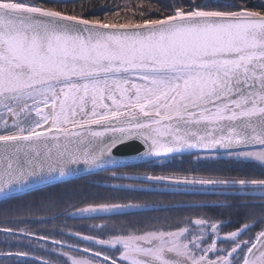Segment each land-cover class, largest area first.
Wrapping results in <instances>:
<instances>
[{"label":"snow or ice","instance_id":"6c2138e0","mask_svg":"<svg viewBox=\"0 0 264 264\" xmlns=\"http://www.w3.org/2000/svg\"><path fill=\"white\" fill-rule=\"evenodd\" d=\"M169 8L153 17L140 4L120 23L71 14L49 0H0V201L70 177L81 165L132 182L110 185L116 191L239 186L264 200V178L117 171L135 166L121 162L124 148L145 163L189 154L264 168V2L188 0ZM132 210L147 206L114 198L76 215ZM251 230L245 224L222 238L219 223L201 217L175 229L112 228L106 238L71 232L89 242L81 247L4 224L0 233L17 250L0 256L24 258L18 264H264V229L244 239ZM34 245L48 258L29 259Z\"/></svg>","mask_w":264,"mask_h":264},{"label":"trees","instance_id":"16d2710c","mask_svg":"<svg viewBox=\"0 0 264 264\" xmlns=\"http://www.w3.org/2000/svg\"><path fill=\"white\" fill-rule=\"evenodd\" d=\"M71 14L82 15L86 18L108 17L113 22H124V17H132L135 6L143 4L147 15L160 17L170 14L169 6L174 3H187L188 0H49ZM201 2V0H197ZM239 3L240 0H235ZM264 0H248L249 6H259ZM155 4L164 11L149 8ZM127 9V10H124ZM120 10L119 16L112 15ZM139 19V16L136 17ZM3 129L0 128V131ZM164 165L157 163L140 164L122 169L127 175H143L144 173L156 175H176L189 178H264V168L256 164H239L231 159L219 158L217 160L203 161L196 156L176 158ZM101 175L87 177L64 184L48 187L32 192L25 196L13 198L0 203V225L10 227H28L33 232L52 234L56 239L73 243V231L83 232V229L93 225L104 224L105 231L114 228L121 230L144 232L155 228H171L185 224L196 218H208L220 223L222 234L240 229L243 225L251 226V236L264 229V210L261 205L264 200L259 196H252L251 189L240 191V187H184V191L160 192L157 190L146 191H116L109 185H104ZM130 182V181H129ZM157 185V184H156ZM160 185V184H159ZM183 187V186H180ZM116 199L121 203L151 204L152 209L146 211H133L124 215H103V220L95 218H80L77 213L81 207ZM255 198V199H252ZM257 204H255V202ZM163 207L165 210L160 211ZM257 211L256 215L254 212ZM24 221L25 223H20ZM63 231V235L61 232ZM72 241V242H71ZM79 241V240H78ZM82 242V241H81ZM81 247H87L84 242ZM16 241L6 234L0 233V252L16 251ZM43 243V242H41ZM84 244V245H83ZM32 257L48 258L44 249L33 246L26 249ZM85 255L83 253H79ZM24 258L0 256V264H18ZM33 264H40L34 260Z\"/></svg>","mask_w":264,"mask_h":264},{"label":"rangeland","instance_id":"374dc122","mask_svg":"<svg viewBox=\"0 0 264 264\" xmlns=\"http://www.w3.org/2000/svg\"><path fill=\"white\" fill-rule=\"evenodd\" d=\"M174 159H176V158H174ZM217 159H219V158H212V159H204V158H201V159H199V160H203V161H211V160H217ZM224 159H228V158H224ZM172 160V159H171ZM168 161H170V160H167V161H165L164 163H157L158 165H164L165 163H169ZM152 163H156V162H152ZM124 169V168H123ZM118 172H121L122 171V169H119V170H117ZM124 174H128L127 172L126 173H124ZM96 175H101L100 176V180L101 181H104V185H106V186H110V185H128V184H130V183H132L131 181L129 182V180H113L112 179V177H111V172H105V173H99V174H96ZM96 175H94V176H96ZM93 177V176H92ZM180 186H182V185H179V186H171V185H169V186H162V185H159V184H157V185H155V186H149V188L150 189H152V190H157V191H160V192H167V191H184L185 189H184V187H186L185 185L183 186V187H180ZM204 187V186H203ZM244 193V192H243ZM252 196H259V194L258 193H253L252 191H250L249 192ZM245 194V193H244ZM252 199H255V198H252ZM257 202L258 201H256L255 202V204H257ZM142 205H144V204H142ZM146 206H147V210H149V209H152V208H154V206L153 205H151V204H145ZM133 211H146V210H132V211H130V212H133ZM257 213H259V212H257V211H255L254 212V215H256ZM76 214V213H75ZM103 215H105V214H101V217L103 216ZM97 219H99L100 221H102L103 220V218H97ZM100 226H106V225H104V224H101V225H95L94 223H93V225H91V226H89V228H87L86 230L85 229H83V232H81L82 234H85V235H95V236H102V237H107V235L108 234H110V232L109 231H102L101 230V227ZM219 227L221 228V226H220V223H219ZM111 229V228H110ZM220 231H221V229H220ZM226 236V234H222V232H221V237L222 238H224ZM249 236H251V233H249L248 232V234L246 235V236H244V239H248L249 238ZM74 237V240H75V242L73 241V243H77L78 242V240H79V237H75V236H73ZM255 239V238H254ZM80 241V240H79ZM72 242V241H71ZM81 242V241H80ZM82 242H84V244L85 243H87V244H85L86 246H89V242H86V241H82ZM81 242V243H82ZM83 244V245H84ZM217 245H218V247H228V243L227 242H222L221 240H218L217 241ZM95 247H97V248H99L100 246L99 245H96ZM78 255H81V254H78ZM209 255H212V254H209Z\"/></svg>","mask_w":264,"mask_h":264},{"label":"water","instance_id":"95a60500","mask_svg":"<svg viewBox=\"0 0 264 264\" xmlns=\"http://www.w3.org/2000/svg\"><path fill=\"white\" fill-rule=\"evenodd\" d=\"M96 127V126H94ZM114 154H115V150H114ZM120 155L122 157V163H125V164H128V165H140V164H148V163H145L143 161H141L139 159V157L136 156V153L134 151L133 148H124L123 151L120 152ZM203 156V154H201ZM188 156H195V155H189V154H185L183 156H177L176 158H181V157H188ZM167 160H171V159H166L165 161ZM152 162H155V159H153L150 163ZM131 167V166H129ZM126 168V167H124ZM119 169H123V168H119ZM117 169V170H119ZM105 172H108V171H91V170H87L84 168L83 165L79 166V171H77L76 173H74L72 176L70 177H66V178H60L59 180L51 183V184H48V185H45V186H39L35 189H33L32 191L26 193V194H22V195H19V196H16L14 198H17V197H21V196H25L27 194H30L32 192H35V191H39V190H42V189H45V188H48V187H52V186H56V185H60V184H64V183H67V182H71V181H75V180H79V179H83V178H87V177H90V176H93V175H96V174H99V173H105ZM184 186V185H182ZM201 187V186H204V187H212L213 185H196V186H191V185H187L186 187ZM224 187H227V186H224ZM13 199V198H12ZM1 202H4V201H0Z\"/></svg>","mask_w":264,"mask_h":264},{"label":"flooded vegetation","instance_id":"af4514ba","mask_svg":"<svg viewBox=\"0 0 264 264\" xmlns=\"http://www.w3.org/2000/svg\"><path fill=\"white\" fill-rule=\"evenodd\" d=\"M81 253H83V252H81ZM83 254H86V253H83ZM86 255H89V254H86Z\"/></svg>","mask_w":264,"mask_h":264}]
</instances>
